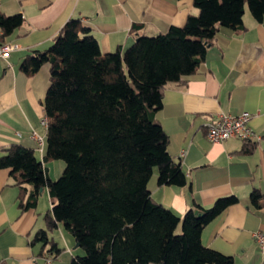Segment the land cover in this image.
I'll use <instances>...</instances> for the list:
<instances>
[{
	"label": "trees",
	"instance_id": "16d2710c",
	"mask_svg": "<svg viewBox=\"0 0 264 264\" xmlns=\"http://www.w3.org/2000/svg\"><path fill=\"white\" fill-rule=\"evenodd\" d=\"M194 5L198 13H190L183 25L138 34L125 49L109 52L74 16L48 47L25 55L20 67L29 75L50 63L42 100L47 152L41 160L33 148L12 144L3 147L0 167L10 168L22 208L35 206L49 191L53 206L45 214L46 226L30 239L41 242L40 252L46 246L54 256L64 250L50 235L62 222L84 249L69 264H236L202 238L204 228L238 202L236 194L210 206L195 202L179 215L154 200L148 188L155 167L159 184L187 183L158 117L166 86L199 69L221 26H242L247 8L257 20L264 18V0H194ZM23 21L22 13L0 8V41ZM51 159L65 162L57 178L44 163ZM251 199L264 205L258 188Z\"/></svg>",
	"mask_w": 264,
	"mask_h": 264
},
{
	"label": "crops",
	"instance_id": "0c3cea01",
	"mask_svg": "<svg viewBox=\"0 0 264 264\" xmlns=\"http://www.w3.org/2000/svg\"><path fill=\"white\" fill-rule=\"evenodd\" d=\"M0 8L24 17L4 40L18 46L7 58L0 57V155L3 147L22 144L41 160L47 152V126L41 120L50 63L29 75L20 67L27 53L48 47L74 16L91 27L102 51L109 52L125 49L138 34L183 25L190 13H198L194 0H0ZM245 110L260 139H208L207 123L216 115ZM158 117L169 135L170 153L182 161L187 183L161 185L155 167L148 180L153 199L183 215L195 202L210 206L220 196L236 194L238 202L204 228L203 241L232 255L236 264H264V249L253 236L255 230H264V205L251 199L254 188L264 193V18L257 20L247 8L242 26H221L199 69L166 86ZM33 131L43 136L42 147ZM52 160L44 163L56 178L64 164ZM19 192L10 168L0 167V264H69L76 241L62 222L50 232L64 247L57 256L47 246L40 252L41 242L30 243L45 228V214L53 206L48 189L35 206L26 208L20 205Z\"/></svg>",
	"mask_w": 264,
	"mask_h": 264
},
{
	"label": "built area",
	"instance_id": "2783aa9c",
	"mask_svg": "<svg viewBox=\"0 0 264 264\" xmlns=\"http://www.w3.org/2000/svg\"><path fill=\"white\" fill-rule=\"evenodd\" d=\"M17 46L12 41H0V57L7 58ZM250 119L251 113L246 110L238 113H220L207 123L206 135L212 142L224 141L231 137L258 140L261 136L251 126ZM41 123L47 126L46 116L42 118ZM33 136L37 139L38 146L42 147L44 144L43 136L36 131H33ZM253 236L259 247L264 249V230H255Z\"/></svg>",
	"mask_w": 264,
	"mask_h": 264
},
{
	"label": "rangeland",
	"instance_id": "374dc122",
	"mask_svg": "<svg viewBox=\"0 0 264 264\" xmlns=\"http://www.w3.org/2000/svg\"><path fill=\"white\" fill-rule=\"evenodd\" d=\"M52 161H57V162H55V163H58L59 161H61L63 164H64V166H65V162H64V160L63 159H53ZM63 171V170H62ZM62 171H61V173H62ZM61 173H59L58 175H56V178L61 174ZM73 237V236H72ZM74 238V237H73ZM59 240H60V242L61 243H63V241L59 238ZM75 244V243H74ZM72 247L74 246V245H71ZM72 250H73V252L75 253V254H84V249L83 248H81V247H76V248H72Z\"/></svg>",
	"mask_w": 264,
	"mask_h": 264
},
{
	"label": "water",
	"instance_id": "95a60500",
	"mask_svg": "<svg viewBox=\"0 0 264 264\" xmlns=\"http://www.w3.org/2000/svg\"><path fill=\"white\" fill-rule=\"evenodd\" d=\"M75 246L76 247L80 246V243L79 242H76Z\"/></svg>",
	"mask_w": 264,
	"mask_h": 264
}]
</instances>
